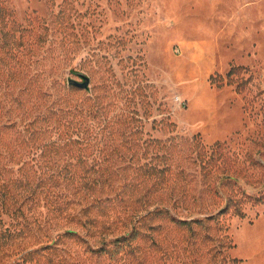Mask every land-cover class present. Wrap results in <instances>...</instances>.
I'll use <instances>...</instances> for the list:
<instances>
[{
  "label": "rangeland",
  "instance_id": "374dc122",
  "mask_svg": "<svg viewBox=\"0 0 264 264\" xmlns=\"http://www.w3.org/2000/svg\"><path fill=\"white\" fill-rule=\"evenodd\" d=\"M80 75L89 89L69 92ZM56 89L108 106L116 123L93 145L113 155L90 176L121 174L134 185L126 208L108 203L90 223L78 207L57 213L47 189L34 192L47 171L29 115ZM147 164L156 173L137 171ZM233 194L244 219L231 208L195 234L171 220L216 215ZM261 198L264 0H0V264H264ZM160 207L169 213L137 224L136 253L113 255L110 244L98 252L135 228L137 211Z\"/></svg>",
  "mask_w": 264,
  "mask_h": 264
},
{
  "label": "trees",
  "instance_id": "16d2710c",
  "mask_svg": "<svg viewBox=\"0 0 264 264\" xmlns=\"http://www.w3.org/2000/svg\"><path fill=\"white\" fill-rule=\"evenodd\" d=\"M70 87L69 92H77L75 87ZM63 92L67 91L64 89H56L55 92L48 90L45 95L41 94V96H38L29 115L30 123L27 126L30 135L29 140L32 148L35 150V156L39 157V159H45L46 166L43 169L47 171L45 174L46 178L36 177L39 180L34 184V192L47 189L49 199L53 201L54 210L57 213H67L78 207L81 215L86 220L85 222L90 223L93 221V219L88 218L90 213L105 205L107 207L108 203H118L126 208L129 194H134L128 188L134 185L123 183L121 174L119 175L118 173L116 177H113L115 174L112 176H103V174H99L101 176L96 177L90 176L93 175L91 172H94L97 167L101 168L105 162L109 163V157L113 155L109 145L102 143L104 145L95 146L93 145V141L99 139V130H102V126L113 125L116 123V120H111L112 118L107 113L108 106H105L101 98L93 99V96H89L85 102L78 103V101L75 102L70 98V94L73 93L66 94ZM53 93H57L58 95H54ZM88 101L92 102V104L87 105ZM154 143L162 145L158 141ZM145 144V148H150L153 145L146 142ZM218 145L216 147H219ZM90 150L93 153L88 158L92 163L84 159L82 155L78 157V153L85 154ZM116 153H118V150ZM215 154L217 153L214 152L212 157ZM212 162L213 159L210 158L208 162L205 161L202 165V172L206 181L212 175V169L215 168L211 165ZM38 165H41L39 160ZM105 165L107 170L113 169L111 165ZM78 167L84 169L86 173L78 175ZM132 168L128 165L116 171L121 172ZM102 170L97 169V171ZM155 170L149 164L137 167V171H141L144 175L148 172L149 174H154L156 173ZM63 175L65 176L63 177ZM136 185H140V183ZM106 189L114 191L116 195L105 193ZM258 202L264 203V198L259 199ZM240 203L241 201L238 199V196L233 194L230 195L225 206L216 215L195 220H177L171 217V220L176 225L182 228L186 227L192 234H195L194 226H200L203 230H206L209 227V221L217 220L218 216L227 213L231 208H234L237 217L244 219L246 215L241 210ZM16 212V214H23L22 209ZM146 213L147 215L144 217L142 216V212L138 213L137 211L133 216L139 221L134 222L136 224L135 228L130 233L118 236L114 240H105L103 246L98 249V252H106L105 247L110 244L114 245V250L109 251L113 255L123 251L131 255L136 253L138 246H135L134 243L138 235H140L137 224L146 218H154L155 216H161L169 212L160 207L153 214L148 210ZM209 238L207 237V239Z\"/></svg>",
  "mask_w": 264,
  "mask_h": 264
},
{
  "label": "water",
  "instance_id": "95a60500",
  "mask_svg": "<svg viewBox=\"0 0 264 264\" xmlns=\"http://www.w3.org/2000/svg\"><path fill=\"white\" fill-rule=\"evenodd\" d=\"M81 82L77 80L70 79L69 85L75 88H79L82 90H88L90 87V79L85 75H80Z\"/></svg>",
  "mask_w": 264,
  "mask_h": 264
}]
</instances>
